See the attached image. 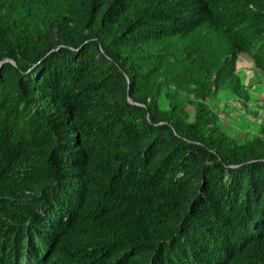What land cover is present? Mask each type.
Instances as JSON below:
<instances>
[{
	"label": "trees",
	"instance_id": "trees-1",
	"mask_svg": "<svg viewBox=\"0 0 264 264\" xmlns=\"http://www.w3.org/2000/svg\"><path fill=\"white\" fill-rule=\"evenodd\" d=\"M242 53L264 0H0V264H264V137L208 111Z\"/></svg>",
	"mask_w": 264,
	"mask_h": 264
},
{
	"label": "rangeland",
	"instance_id": "rangeland-1",
	"mask_svg": "<svg viewBox=\"0 0 264 264\" xmlns=\"http://www.w3.org/2000/svg\"><path fill=\"white\" fill-rule=\"evenodd\" d=\"M242 88L239 95L229 87H222L208 99L209 117H217L219 126L228 139L238 145L264 137V73L247 53L237 62ZM167 90L161 95L159 107L166 110L169 102ZM187 119L194 121L196 106L188 103Z\"/></svg>",
	"mask_w": 264,
	"mask_h": 264
},
{
	"label": "water",
	"instance_id": "water-1",
	"mask_svg": "<svg viewBox=\"0 0 264 264\" xmlns=\"http://www.w3.org/2000/svg\"><path fill=\"white\" fill-rule=\"evenodd\" d=\"M13 63H15L14 61H13ZM131 100V99H130Z\"/></svg>",
	"mask_w": 264,
	"mask_h": 264
}]
</instances>
